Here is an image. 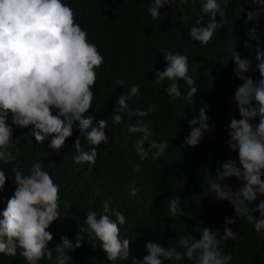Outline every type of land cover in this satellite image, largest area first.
<instances>
[{
	"label": "trees",
	"instance_id": "1",
	"mask_svg": "<svg viewBox=\"0 0 264 264\" xmlns=\"http://www.w3.org/2000/svg\"><path fill=\"white\" fill-rule=\"evenodd\" d=\"M0 264H264V0H0Z\"/></svg>",
	"mask_w": 264,
	"mask_h": 264
}]
</instances>
